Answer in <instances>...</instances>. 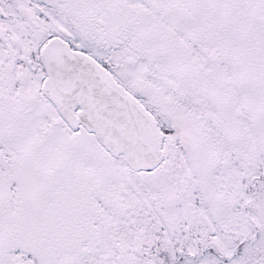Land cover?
Returning a JSON list of instances; mask_svg holds the SVG:
<instances>
[{"label":"snow or ice","instance_id":"1","mask_svg":"<svg viewBox=\"0 0 264 264\" xmlns=\"http://www.w3.org/2000/svg\"><path fill=\"white\" fill-rule=\"evenodd\" d=\"M0 264H264V0H0Z\"/></svg>","mask_w":264,"mask_h":264}]
</instances>
